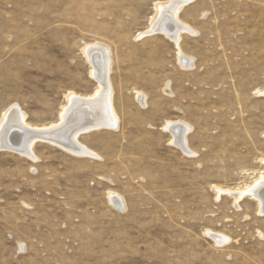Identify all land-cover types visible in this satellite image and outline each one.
<instances>
[{"label": "rangeland", "instance_id": "obj_1", "mask_svg": "<svg viewBox=\"0 0 264 264\" xmlns=\"http://www.w3.org/2000/svg\"><path fill=\"white\" fill-rule=\"evenodd\" d=\"M169 1L0 0V124L13 107L59 124L69 93L98 88L95 43L119 120L79 137L96 157L0 149V264H264L258 201L218 192L264 175V0H191L179 46L145 34ZM168 122L191 127L193 156Z\"/></svg>", "mask_w": 264, "mask_h": 264}, {"label": "bare ground", "instance_id": "obj_2", "mask_svg": "<svg viewBox=\"0 0 264 264\" xmlns=\"http://www.w3.org/2000/svg\"><path fill=\"white\" fill-rule=\"evenodd\" d=\"M191 0H170L166 4L158 6V14L147 35L162 32L178 46L181 35L185 32L194 34L190 28L179 19V12ZM144 35V33H143ZM87 60L92 65L91 76L98 83L97 90L90 96H81L71 92L67 96V105L60 113L59 124L34 127L26 122V115L20 112L18 107H13L4 115L0 124V149L7 148L19 152V154L34 159V146L39 140L58 145L65 150L82 156L96 157L80 142L79 137L92 130L107 128L117 129L118 117L113 105V90L110 82L111 57L107 47L96 44L84 48ZM180 49V48H179ZM179 61L186 68L193 67V60L179 52ZM264 95V92H261ZM138 100L145 105L144 96L137 94ZM165 130L171 133L176 145L187 155L192 154L188 147L187 135L191 127L182 122H168ZM234 196L235 201L245 196H251L258 201L260 210L264 213V175L257 178L254 184L244 190L218 191ZM227 194V195H228ZM113 197V196H112ZM111 201V200H110ZM118 206L122 200L118 196L113 197ZM218 244H225L228 239L221 235L211 234Z\"/></svg>", "mask_w": 264, "mask_h": 264}]
</instances>
